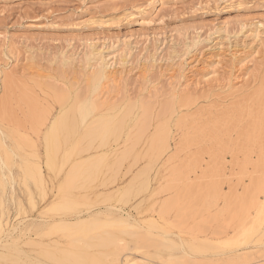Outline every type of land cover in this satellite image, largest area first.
<instances>
[{
	"label": "rangeland",
	"instance_id": "obj_1",
	"mask_svg": "<svg viewBox=\"0 0 264 264\" xmlns=\"http://www.w3.org/2000/svg\"><path fill=\"white\" fill-rule=\"evenodd\" d=\"M88 56L111 64L121 82L85 116ZM46 85L65 94L63 109ZM263 89L264 0H0V134L39 165L45 190L17 177L0 192L9 228L18 224L12 237L24 252L63 256L62 249L101 264L114 263L100 235L129 243L116 264H178L175 254L186 250L189 264L230 251L264 256V241L196 254L185 244L170 251L147 234L141 247L117 224L137 222L141 232L184 242L219 243L248 229L255 208L245 191L263 197ZM96 118L109 123L94 128ZM76 218L70 238L81 241L70 245L52 224ZM0 249V264H22V255Z\"/></svg>",
	"mask_w": 264,
	"mask_h": 264
},
{
	"label": "bare ground",
	"instance_id": "obj_2",
	"mask_svg": "<svg viewBox=\"0 0 264 264\" xmlns=\"http://www.w3.org/2000/svg\"><path fill=\"white\" fill-rule=\"evenodd\" d=\"M86 59H87V62L90 63L89 56ZM110 65L111 64H109L108 66L102 65L96 61H95V63L92 62L89 64V68H92V70L89 74L90 77H88V79L91 81V83L93 85V88H92L93 89V95H92V97H90L89 99H86L84 101L83 106H82L83 115L86 116L87 114H90V113L98 110V108L100 106H103L104 104H106L109 101L107 96H108V93L110 92V89L112 87H117L120 85L121 79H120V77H118V74H116L115 70L113 71V69L110 68ZM197 84L198 83H196V85ZM45 87L52 89L54 92V95H56L59 98V100L64 101L66 96L59 89H57L53 86H49V85L48 86L46 85ZM237 90H240V88ZM182 92H183L182 94L177 96V98H178L177 100H179L180 98H184L187 95H189L187 88L183 89ZM258 96H259L260 100L264 101V89L261 92H259ZM107 105H109V104H107ZM132 109H133V105L129 104L127 107V112L131 113ZM170 109H171V106H170ZM163 111H161V112H163ZM108 123H109V121L106 122V120H103L102 118H96V120L94 121L95 126H93V127L95 128V127L100 126V130H103L105 128V125H108ZM119 124L121 125L122 121L120 122V120H119ZM57 125H58V122H56V121L51 124L50 133H53L55 131ZM142 125H144V124H142ZM138 130H139V128H138ZM165 137L167 139V134ZM166 143H167L166 140L163 139L162 143H161V147H163ZM15 150H16V147L14 145L10 144L9 142H6V139L0 134V192L5 191L6 190L5 188L7 186H12L14 181L18 177V180L19 179L23 180L24 184H26V182H28L29 178L33 179V181L36 184H38V186L40 187V191L42 192V195H43L45 190L44 191L42 190V187H43L42 185H44V184H43V180L41 177L42 172L40 170L39 165L31 164V163H30L31 164L30 165L29 161L26 160V158H24L21 154H18ZM14 166H16V167L18 166L17 168H19V170L17 171V170H15V168L13 169ZM253 184H255V183H253ZM258 188H259V191L262 192V194H263V197L261 199L255 197L254 193L251 192L249 188H247L245 191L246 195H248V198H246V199H248L247 202L249 204V207L255 208V212H254V214H252L251 222L248 226V229L243 230L242 232L238 231V233H234V234L230 235L229 237L224 238L223 240L219 241V243H211V242H207L205 240H199V241L196 240L197 242H194L195 240H190V241L184 242L181 238H179L180 241H177L174 239H167L163 236V234L161 235L160 233L154 234L148 230L141 232L139 229L142 226L137 222L133 223V221H131V222H125L124 221L125 223H123L121 220H119L117 224L122 225L121 229L124 231V233L131 235V236H133V235L136 236L134 238L138 239V242H139L138 245L139 246H141L140 243L143 244V242H145V239H146L145 235L152 234V236H155L154 237L155 241L158 244L164 245V246L170 248V251L172 249H173V251L174 250L179 251L180 249L183 248L182 244H185L188 246L190 251H192L196 254H204L206 252L209 253L210 251L216 252V253L228 252L235 247H238V246L240 247L242 244L247 245V244H249V242L255 244V243H259V242L264 241V182L261 185H259ZM3 198H4V196H3ZM167 201L168 202L165 201L164 204L162 203L163 205L161 206L160 211L164 212L165 210L168 209L171 202H170V200H167ZM4 204H5L4 201L0 200V248H2V249L5 248L8 251H11L10 254H14L13 252H17L18 256L22 255L23 256L21 258L22 264H67L68 261H70L71 264H101V262L98 260V258H95L94 256L89 255L91 257H88L86 259H81L75 253L69 252L68 250H62V249H61V251H62L63 256H60V254H58L59 255L58 256L52 250H45V248H44V250L43 249L38 250L35 253L22 251L20 245L18 244L19 237H17V238L12 237V233L15 231V228L17 227L18 224L9 228L10 225L8 224V220L6 218L7 216H5V214H4L5 213L4 212V208H5ZM62 207H63V209L70 208V206L67 203L62 205ZM62 207H60V208H62ZM237 207H238V205H237ZM248 210L245 211V214L248 213ZM230 211H231V209H230ZM18 212H19V210H18ZM80 222H81V218H78V219L76 218V220L74 222H70V220L68 222L64 219H60V220L53 222L52 225H57V226H59L60 229H63L65 231V234L67 235V237H69V239H70L68 244L74 245V243H79L81 240H80V237H74V238L71 237L70 238V236H71L70 230L74 225H76ZM245 224H247V222ZM50 226H51V224H50ZM244 226H247V225H244ZM138 227H139V229H138ZM152 227L163 229V225L159 224V222L155 221V220L152 223ZM106 234H108V233H106ZM2 237L10 239V241L9 242H2V240H3ZM98 237H99V239H97V240H100L99 241L100 244L105 246L106 249L110 253H112L113 257L110 259V263H114V264L119 263L120 253L121 252L124 253V251L127 252V248L130 247L129 243L124 238L115 237V235L114 236L113 235L106 236V237L100 235ZM147 241H148V239H147ZM30 244H31V242H30ZM70 245H69V247H70ZM80 245H79V248H81ZM54 247H56V246H54ZM88 247H89V245H88ZM66 248H68V247H66ZM36 249H38V248H36ZM72 251H74V249ZM170 251H168V252L171 253ZM232 252L233 251H230L229 254L223 253L222 255H220L218 257H214L213 260H210L211 263L207 262L206 264H264V256H257V257H253V258H251V257L248 258L244 254H234ZM80 253H82V252H80ZM224 254H226V255H224ZM125 255H127V254L124 253L122 256H125ZM175 255L176 256H174V257L177 260H179L178 264H185L188 262L193 263V260H195L192 256H190L191 253L187 250H186V254H184V255L183 254H180V255L175 254ZM15 257H16V255H15ZM18 259L19 258L16 257L15 259L12 260V262L13 263L17 262ZM121 259H122V257H121ZM123 260H125L127 262V264H153V262L150 263L148 261H145L142 258H137V257L132 258V259L125 257ZM0 261L3 262V260H0ZM8 261L11 262V260H8ZM17 263H19V262H17ZM165 263H166V261H165ZM195 263H197V262H195ZM160 264H163V263H160ZM166 264H168V263H166ZM174 264H176V263H174Z\"/></svg>",
	"mask_w": 264,
	"mask_h": 264
},
{
	"label": "snow or ice",
	"instance_id": "obj_3",
	"mask_svg": "<svg viewBox=\"0 0 264 264\" xmlns=\"http://www.w3.org/2000/svg\"><path fill=\"white\" fill-rule=\"evenodd\" d=\"M61 109H63V101H60Z\"/></svg>",
	"mask_w": 264,
	"mask_h": 264
}]
</instances>
